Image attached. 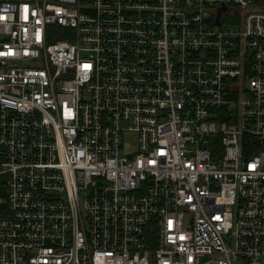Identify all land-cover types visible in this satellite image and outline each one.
<instances>
[{
  "label": "built area",
  "instance_id": "built-area-1",
  "mask_svg": "<svg viewBox=\"0 0 264 264\" xmlns=\"http://www.w3.org/2000/svg\"><path fill=\"white\" fill-rule=\"evenodd\" d=\"M0 264H264V0H0Z\"/></svg>",
  "mask_w": 264,
  "mask_h": 264
},
{
  "label": "rangeland",
  "instance_id": "rangeland-1",
  "mask_svg": "<svg viewBox=\"0 0 264 264\" xmlns=\"http://www.w3.org/2000/svg\"><path fill=\"white\" fill-rule=\"evenodd\" d=\"M134 135L131 134L130 137L128 138V150H133V146H134Z\"/></svg>",
  "mask_w": 264,
  "mask_h": 264
}]
</instances>
